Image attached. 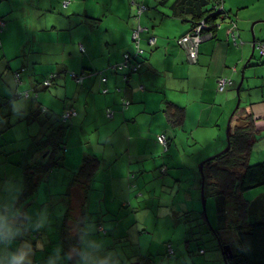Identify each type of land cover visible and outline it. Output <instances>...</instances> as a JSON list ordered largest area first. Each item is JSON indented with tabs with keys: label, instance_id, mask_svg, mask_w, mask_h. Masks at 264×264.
Instances as JSON below:
<instances>
[{
	"label": "crops",
	"instance_id": "0c3cea01",
	"mask_svg": "<svg viewBox=\"0 0 264 264\" xmlns=\"http://www.w3.org/2000/svg\"><path fill=\"white\" fill-rule=\"evenodd\" d=\"M64 1L36 0V17L56 14L58 9L67 17H55V24L51 19L35 21L32 30L40 34L35 48L11 58L4 48L0 52V206L15 205L26 168L40 158L38 140L47 133L55 114L73 106L78 114L67 123L66 167L50 171L33 200L23 208L15 206L31 216L33 223L43 224L24 239L33 248L41 242L33 264H46L57 248L61 258L66 256L60 226L67 196L79 211L83 186L72 181L84 155L93 154L100 158L101 166L89 181L86 229L94 228L107 250L116 253L118 264H126L125 242L140 241L150 234L148 229L155 234L160 221L166 226L185 225L188 233L191 224L186 219L198 217L201 208V163L227 146L237 117L252 114L257 127L258 120L264 119V82L252 86L257 63H251L254 44L264 41V0H223L228 15L220 21L216 37L200 44L196 63L188 60L177 40L191 29L189 12L196 10L197 0H71L67 5ZM138 3L147 7L139 17ZM208 7L211 5L202 9ZM53 8L57 9L54 13ZM139 24L144 27L140 39L144 63L125 79V70L114 71L110 66L121 62L125 53L135 52L132 33ZM63 25L78 35L70 41L85 56H66V45L52 36ZM44 34H50L48 46ZM152 36L155 44L149 41ZM59 53L63 55L59 60L47 58ZM249 65L254 67L248 69ZM23 67L26 71L18 85L14 71ZM71 72L86 73L82 83ZM55 73L52 85L44 87L42 81ZM221 76L232 79L224 91L218 90ZM241 81L240 89L245 91L234 120L236 97L231 89ZM253 88L259 92L254 93ZM24 91L30 96H15ZM124 100H130L129 106L123 105ZM166 102L184 108L181 126L168 122ZM41 106L46 107V117L34 116ZM109 108L113 117L107 115ZM259 124L264 137L263 123ZM161 133L169 138L167 152L158 141ZM153 223L155 228L150 227ZM147 251L152 255L149 246ZM142 253L139 245L136 255ZM54 264L60 261L54 260Z\"/></svg>",
	"mask_w": 264,
	"mask_h": 264
},
{
	"label": "trees",
	"instance_id": "16d2710c",
	"mask_svg": "<svg viewBox=\"0 0 264 264\" xmlns=\"http://www.w3.org/2000/svg\"><path fill=\"white\" fill-rule=\"evenodd\" d=\"M208 4L211 7L202 9L203 6L206 7ZM189 14H191V29L200 21L205 20L210 25L208 31L212 33V38H214L219 29L217 23H220L228 15V12L226 10L217 11L214 0H197L196 10L190 11ZM135 60L142 62V65L137 71L128 72L127 79L131 74L140 71L144 63V55L135 57ZM15 96L25 95L15 94ZM29 96L30 93L25 97ZM238 110L239 107L233 114L234 120ZM45 111L46 107L41 106L40 111L34 112L33 115L39 117L40 113H45ZM164 111L168 122L172 126L179 127L183 124L185 120V110L183 107L166 102ZM63 113L61 115H53L50 128L45 136L38 140V149L41 152L40 158L28 165L25 170L23 187L15 203L16 208H23L33 200L40 182L50 171L66 167L64 153L69 127L66 124L73 116L68 120H64ZM255 121L256 118L252 114L237 117L236 122L230 128V149L207 158L204 162V195L206 200L209 198H214L215 200L219 226L215 228L212 223H208L203 211L199 213V217L194 218L188 214L189 217L186 219V222L190 224L195 222L196 225H199V219L204 218L205 224L208 223L210 230L216 235L218 247L222 251L226 244H224L225 242L220 235V229L227 228L229 225L235 227L238 234V247H233L232 243L227 242L231 246L232 255H223L226 264H264V219L250 220L252 202L244 196V192L247 190L264 185V160L255 164L248 162L253 144L259 138V130ZM167 140L168 149L165 150L163 147L165 152L169 150L170 146L168 136ZM100 166L101 160L98 156L86 153L80 167L74 173L72 184H82L83 189L79 211L78 209L74 210L73 204L69 200L70 195L67 196L68 204L60 226L63 253L66 255L69 252L70 243H76L78 239V237H73L74 230L77 228L86 229L85 224L89 216L86 207L90 192L89 181L97 174ZM233 214L235 215L234 221L231 218ZM191 233L194 234L195 232L191 231ZM167 250L169 255L175 253V250L173 254L169 253V245L167 246ZM200 252L203 253L204 250L200 249ZM138 260L144 264L153 263L151 254L143 255ZM68 264H75V258L69 259Z\"/></svg>",
	"mask_w": 264,
	"mask_h": 264
},
{
	"label": "rangeland",
	"instance_id": "374dc122",
	"mask_svg": "<svg viewBox=\"0 0 264 264\" xmlns=\"http://www.w3.org/2000/svg\"><path fill=\"white\" fill-rule=\"evenodd\" d=\"M37 2L34 0L27 4L23 0H0V16H2V18H4V20L7 22V27H5L4 30L0 32V41L3 46L1 47L0 52L2 53L4 48V51L9 58L19 56L23 54L24 50L28 51L36 47L35 44H37L40 34L34 33L32 30L35 28V26H33V23H36L35 21L44 23L46 19H51V22L55 24V17H67L64 12H62L60 9L57 10L56 8L51 10L53 13L54 10H57L56 14H47V16L44 18L40 16L36 17L35 9H33V7L34 5L37 6ZM52 33V36L59 39V43L66 45V56L73 55L72 59L77 58L78 55L81 57L85 56V54H82L78 50L75 41H70L72 38L78 35L70 29L69 25H63L57 30H54ZM44 37L45 45H50V34H44ZM47 58L49 60H59L60 58H63V55L61 53L58 55L52 54L47 56ZM262 61L264 62V56L260 57V52L258 49H256L255 56L251 58V63L256 62L257 66L254 67L249 65L248 67V69L254 67L252 73L254 74L255 72V77H252L253 87L256 85L259 86V84L264 82V77H260L264 76V68H262L264 67V63L262 64L263 66H260ZM243 66L244 64L241 65L240 69L243 68ZM244 82L245 84L243 88L247 84V79ZM231 91L235 94L237 105L239 98L238 92L236 93L237 88H233ZM244 91L245 90L241 91L240 89L241 100L243 98ZM253 91L254 93L259 92L256 91L255 88H253ZM39 117H46V114L41 112ZM259 123L264 124V119L262 118L258 120L257 128L259 130V138L254 142L251 154L248 158V162L250 164H255L264 160V137H261L262 131L260 130L261 125ZM32 124L34 126L37 125L35 122ZM263 124L262 126H264ZM223 133L225 134V129L223 130ZM143 190H145L146 193L148 191V189ZM244 196L247 200L252 202L250 220L264 219V185L247 190L244 192ZM56 204H58V202ZM200 207V212H205L208 223H212L213 226L217 228L219 226V222L214 198H209L206 200V205H204L201 198ZM199 215L200 214H198V217ZM231 218L232 221H234L235 215L233 214ZM145 219L148 220V216H146ZM208 223L205 224L204 218L199 219V225H196L194 222V224H191L188 227V233L185 234V225L166 226L162 224V221H160L157 225L155 234L153 233L152 229H148L150 234L143 235L140 241L133 239L131 241L125 242L126 246L123 251L124 260L126 264L137 261L140 258V255H136V249L139 247V245H141L143 251L141 256L148 254V246L151 248L153 257L152 264H226L223 251L218 247V239L214 232L210 230ZM191 226H193L192 229ZM150 227L155 228V224H150ZM142 228L143 225H141V229ZM191 231L195 233L192 234ZM220 235L225 242L224 244L230 242L232 243L233 247H238V234L234 226L229 225L227 228L224 227L220 229ZM173 236L175 237L174 239H172ZM169 244H171L175 250L173 255H169L167 253V246ZM200 249H203L204 252L206 250V253H201ZM206 255L208 256V259H205Z\"/></svg>",
	"mask_w": 264,
	"mask_h": 264
},
{
	"label": "clouds",
	"instance_id": "9594fccd",
	"mask_svg": "<svg viewBox=\"0 0 264 264\" xmlns=\"http://www.w3.org/2000/svg\"><path fill=\"white\" fill-rule=\"evenodd\" d=\"M43 227L42 223H33L31 216L22 213L15 205L0 206V264H33V256L41 248L37 241L33 248L30 240L24 239L29 231H37ZM94 228L79 229L73 232L78 237L76 243H70L68 254L61 258L60 249H53L46 264H54L59 260L74 259L75 264H118L115 252L106 248V242L98 237Z\"/></svg>",
	"mask_w": 264,
	"mask_h": 264
},
{
	"label": "built area",
	"instance_id": "2783aa9c",
	"mask_svg": "<svg viewBox=\"0 0 264 264\" xmlns=\"http://www.w3.org/2000/svg\"><path fill=\"white\" fill-rule=\"evenodd\" d=\"M70 1L71 0H65L64 3L67 5ZM132 1L135 2V0H132ZM214 1H215V7H217V11L225 10L223 0H214ZM137 5H138L137 16L139 17L141 15V13L147 7H146V5H144L142 3H138ZM217 24L219 26V23H217ZM4 26H5V20L0 17V32L2 31ZM209 27H210V25L205 20H202L197 25H195L189 32L185 33L180 38H178L177 42L186 51L188 60L190 62L196 63L198 61L200 44L203 41L212 38V33L208 31ZM143 30H144V27L140 24L133 30L132 38H133L135 48H136L135 52L133 54L129 53V52L125 53L124 59L121 62L113 64L112 66H110V68L113 69L114 71H124L125 70L123 72L125 79H127L128 72L137 71L142 65V62H139V60H135V57H139V56L144 54V49L140 46L141 32ZM233 38H234V40H236L235 34H233ZM149 41L151 44H155L156 43V37L152 36L149 39ZM254 45H255V49L259 50L260 55L264 56V41H258ZM25 71H26L25 67L14 71V79H15L16 84H18V85L22 84V77H23V73ZM70 74L75 79V81L78 83H81L83 81L84 77L86 76V73L85 74L84 73L78 74L75 72H71ZM56 76H57L56 73L52 74L50 77H48L44 81H42V85L44 87H50L53 83V79H55ZM104 80H105V78H104ZM231 83H232V79L230 77H228V76L219 77L218 78V84H217L218 90L224 91L226 89V87L228 85H230ZM107 91H108L107 89H103L104 93H106ZM29 93H30L29 91H24V92H20L19 95L28 96ZM129 104H130V101L124 100L123 105L125 107H127ZM76 114H77L76 109L73 107H70L63 113V118H64V120H68ZM107 115L109 117H113L114 111L111 108H109L107 110ZM158 140L162 144L164 149L167 150L168 149V140H167L166 134H164V133L159 134ZM163 171H166V167H163ZM169 253L170 254L174 253V249L171 246V244H169ZM34 264H40V263L36 261Z\"/></svg>",
	"mask_w": 264,
	"mask_h": 264
},
{
	"label": "water",
	"instance_id": "95a60500",
	"mask_svg": "<svg viewBox=\"0 0 264 264\" xmlns=\"http://www.w3.org/2000/svg\"><path fill=\"white\" fill-rule=\"evenodd\" d=\"M254 47H255V45H254ZM253 52H254V49H253ZM243 78L244 77H242V81H243ZM242 81L240 82V84H239V86L237 87V92H238V94H239V96H240V88H241V85H242ZM240 103H241V98L239 97V99H238V102H237V105H236V108H238L239 106H240ZM235 113V110L233 111V113H232V116H233V114ZM232 116H231V118H232ZM229 126V125H228ZM228 132H229V127H228ZM230 146H231V144H230V141H229V137H228V144H227V146L222 150V151H220V152H224V151H228L229 149H230ZM219 152V153H220ZM218 154V153H217ZM216 155V154H215ZM215 155H213V156H215ZM212 156H210L209 158H211ZM204 162L205 161H203L202 163H201V166H200V168H201V173H202V189H201V197H202V200H203V203H204V205H206V199H205V195H204V174H203V166H204ZM223 255L224 256H230V255H232V249H231V246H230V244H226L224 247H223ZM130 264H144L143 262H141V261H139V260H137V261H133V262H131Z\"/></svg>",
	"mask_w": 264,
	"mask_h": 264
}]
</instances>
